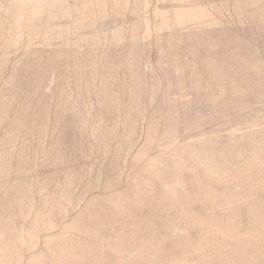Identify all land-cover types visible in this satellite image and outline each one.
I'll use <instances>...</instances> for the list:
<instances>
[{
    "label": "rangeland",
    "instance_id": "rangeland-1",
    "mask_svg": "<svg viewBox=\"0 0 264 264\" xmlns=\"http://www.w3.org/2000/svg\"><path fill=\"white\" fill-rule=\"evenodd\" d=\"M0 264H264V0H0Z\"/></svg>",
    "mask_w": 264,
    "mask_h": 264
},
{
    "label": "bare ground",
    "instance_id": "bare-ground-1",
    "mask_svg": "<svg viewBox=\"0 0 264 264\" xmlns=\"http://www.w3.org/2000/svg\"><path fill=\"white\" fill-rule=\"evenodd\" d=\"M52 3V2H51ZM93 3V2H92ZM4 17V16H3ZM20 19V18H19ZM17 27V26H16ZM18 249V248H17Z\"/></svg>",
    "mask_w": 264,
    "mask_h": 264
}]
</instances>
